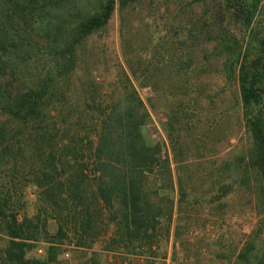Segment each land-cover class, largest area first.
I'll use <instances>...</instances> for the list:
<instances>
[{
    "label": "rangeland",
    "instance_id": "rangeland-1",
    "mask_svg": "<svg viewBox=\"0 0 264 264\" xmlns=\"http://www.w3.org/2000/svg\"><path fill=\"white\" fill-rule=\"evenodd\" d=\"M104 1L0 0L22 36L0 73V250L11 243L6 224L18 211L33 235L28 260L241 264L246 253L254 262L264 242L259 182L246 168L252 142L227 52L228 38L244 42L247 31L225 0L117 3L108 24L76 47L74 70L57 76L48 55L56 17L73 22ZM251 28L264 35V0ZM48 77L37 117L6 114L8 94ZM126 79L149 116L143 134L161 148L143 187L150 228L137 238L116 204L98 213L91 171L95 130ZM224 185L230 192L218 199Z\"/></svg>",
    "mask_w": 264,
    "mask_h": 264
},
{
    "label": "trees",
    "instance_id": "trees-1",
    "mask_svg": "<svg viewBox=\"0 0 264 264\" xmlns=\"http://www.w3.org/2000/svg\"><path fill=\"white\" fill-rule=\"evenodd\" d=\"M10 1V6L16 7L14 0ZM135 1L105 0L95 13L81 15L73 22L62 15L57 16L49 37L48 50L49 57L55 62L56 75L68 76L74 70L76 47L108 24L117 3L123 8ZM259 4L260 0H225V7L232 10L234 19L247 31L244 42L233 35L228 38L227 52L230 68L234 69L237 80L245 127L252 142L246 157V168L255 171L258 177V201L264 224V35L251 28ZM68 24L72 26L67 27ZM19 34L9 12L5 11V15L0 13L2 75L9 66L11 56L20 52L22 36ZM51 82L52 78L48 77L37 89L8 94L4 104L6 114L22 120L37 117ZM125 82L122 95L112 102L95 130L91 171L98 213L106 208L112 209L116 204L126 233L130 238H137L150 228V217L144 207L143 187L146 176L159 167L161 148L159 144L149 142L143 134L149 119L148 113L130 82L127 79ZM219 191L221 195L218 199L227 195L230 188L224 185L219 187ZM17 212L9 215L6 224L11 243L0 250V264L56 263L53 258L44 262L27 259L28 252L33 248V235L27 232L28 221H19ZM75 212L70 213L74 215ZM51 253L53 256L54 252ZM250 259L249 255L241 253L237 260L241 264H264V242L254 262Z\"/></svg>",
    "mask_w": 264,
    "mask_h": 264
}]
</instances>
